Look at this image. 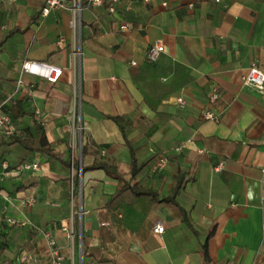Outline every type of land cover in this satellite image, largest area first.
I'll use <instances>...</instances> for the list:
<instances>
[{
	"label": "crops",
	"instance_id": "0c3cea01",
	"mask_svg": "<svg viewBox=\"0 0 264 264\" xmlns=\"http://www.w3.org/2000/svg\"><path fill=\"white\" fill-rule=\"evenodd\" d=\"M167 3L136 0L115 15L84 8L78 68L68 10L43 16L44 0H0V100L10 97L8 111L19 103L22 124L42 126L56 155L27 160L42 170L12 177L16 199L5 209L21 220L20 199L36 198L28 180L50 182L60 203L48 212L60 219L61 234L44 230L62 264H264V95L241 82L252 63L264 74V0ZM13 29L20 31L6 37ZM154 43L164 53L150 62ZM26 61L61 74L50 83L24 73ZM213 87L220 98L210 107ZM207 109L220 111L216 122L202 120ZM113 117L123 118L125 137ZM130 150L142 168L134 177ZM162 155L166 166L153 170ZM73 166L80 220L70 209ZM156 223L163 234H153ZM63 228L79 229V245ZM20 232L2 231L0 264H21L27 254L51 264L44 237Z\"/></svg>",
	"mask_w": 264,
	"mask_h": 264
},
{
	"label": "built area",
	"instance_id": "2783aa9c",
	"mask_svg": "<svg viewBox=\"0 0 264 264\" xmlns=\"http://www.w3.org/2000/svg\"><path fill=\"white\" fill-rule=\"evenodd\" d=\"M13 1V0H12ZM136 0H44V4L41 9V14L43 16L48 15L50 12L57 9H66L72 15V20L70 23V27L74 33L75 40L72 50V57L76 65L80 66L81 59V39H80V30H81V12L84 8L89 9H100L104 10L109 15H115L118 13L119 6L122 5L123 12H129L133 4ZM215 3H219L220 0H214ZM151 2V0H142L144 5H147ZM167 0H161V5L163 7H167ZM189 7H192L191 5ZM224 7H226L224 5ZM118 30L120 32H127L129 30V26L126 23H121L118 26ZM164 53V47L160 43H154L149 46L146 57L148 61L154 62L157 60L160 54ZM134 65V62H131ZM22 70L26 74H34L39 75L50 83H54L58 80L59 75L61 74V70L55 67L44 66L42 64H38L35 62H24L22 64ZM241 82L244 86L251 87L257 91L258 94L264 95V74L258 68L256 63H252L246 74L242 76ZM220 98V92L216 87L211 88L208 95V104L212 107L215 102ZM11 100V99H10ZM10 100H6L0 104V137L4 139L11 138L15 134V128L11 123L10 114L8 111V104ZM184 100L182 98L176 99V104L180 107L184 106ZM220 111L216 112L213 109H207L202 113V120L204 122H216L219 119ZM43 125V124H42ZM74 148V146H73ZM168 158L167 156H159L153 165V170L160 171L167 164ZM224 162H220L215 168V172H219L224 167ZM2 176L9 177H18L23 173L28 172H40L42 167L40 166L38 161H26L16 168L11 169L7 163V161H3L0 165ZM261 172L264 175V167L261 169ZM0 197L8 201L5 194L0 193ZM35 198L33 196H28L21 198L19 204L22 207H32L35 204ZM6 224L11 229H18L20 227H24L26 225L25 222L17 220L13 217H9L5 219ZM66 234V238L69 240H73L74 231L68 230L67 228L62 229ZM164 226L162 223H156L152 232L156 235H161L164 233ZM35 234H41L46 243L48 254L51 258V264H62L64 261V257L59 253L55 239L53 236L44 229L35 228ZM36 259L33 255L27 254L22 258L21 264H35Z\"/></svg>",
	"mask_w": 264,
	"mask_h": 264
},
{
	"label": "trees",
	"instance_id": "16d2710c",
	"mask_svg": "<svg viewBox=\"0 0 264 264\" xmlns=\"http://www.w3.org/2000/svg\"><path fill=\"white\" fill-rule=\"evenodd\" d=\"M18 31L20 30L13 29L12 31L6 34V37ZM9 113H10L11 123L14 126V128L19 131V133L16 134L15 136H12L10 138L9 143L4 142L0 137V165L3 161H7L11 169L16 168L17 166L26 162L36 152L41 153L42 155L48 158L56 157V155H54V153L52 152V150L48 145L45 132L42 126H40L36 122L33 123L31 127L24 126L22 124L21 119L24 116V113L22 112L21 105L19 103L11 102ZM110 119H112V121L118 126L121 134L125 137L126 126L123 124V118L113 117ZM82 154H83V150H82ZM130 156L132 160L130 175L134 177L142 170V168L141 166L136 165V161L134 159V153L131 150H130ZM96 167H101V165L94 166V168ZM73 169L75 170V174L73 175L72 180L70 182L69 198L74 208V206H77V201H78L79 175L76 172L77 170L75 166H73ZM83 171L84 169H81V175L83 174ZM111 174L114 179L116 180L119 179V175H117L115 172ZM117 193H119V191H117L116 194ZM84 255L85 252H83V256Z\"/></svg>",
	"mask_w": 264,
	"mask_h": 264
},
{
	"label": "rangeland",
	"instance_id": "374dc122",
	"mask_svg": "<svg viewBox=\"0 0 264 264\" xmlns=\"http://www.w3.org/2000/svg\"><path fill=\"white\" fill-rule=\"evenodd\" d=\"M10 100V97L5 98L2 102ZM75 135H74V143L71 146H74V150L77 151L78 145L76 143L78 134L81 131V127L77 125V122H75ZM74 151V156H76V152ZM24 179V177L22 178ZM32 179V178H31ZM28 180L29 182L26 183L27 190L34 194L35 198V204L32 207H22V214H21V220L26 223L24 227L22 228V232L19 233V235H25L27 232H30L34 235L35 228H41L46 229L47 226H54L56 228V232L60 231V219L58 217H54V215H51L48 212V209L56 208V205L60 203V199L58 198V193L52 192V185L50 182H47L45 179H40L36 177V181ZM18 186L13 182V178L9 176H2L0 175V193L5 194L8 201L3 200L0 198V235H4L5 233H2L7 228H10L6 222L5 219L12 217V212L5 209L6 204L8 202L14 201L15 198V192L17 190ZM73 205L70 204V209L72 210ZM82 201L79 200V208L77 209V206H74V211L78 215L79 220L82 218ZM11 229V228H10ZM77 235V241L79 245V229L74 231ZM27 235V234H26ZM20 241V240H19ZM22 241V240H21ZM17 247H20L17 245ZM83 261V259H81Z\"/></svg>",
	"mask_w": 264,
	"mask_h": 264
}]
</instances>
